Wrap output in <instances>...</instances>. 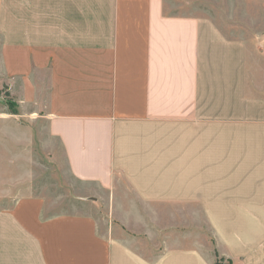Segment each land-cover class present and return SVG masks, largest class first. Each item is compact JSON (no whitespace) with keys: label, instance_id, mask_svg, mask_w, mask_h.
I'll use <instances>...</instances> for the list:
<instances>
[{"label":"crops","instance_id":"crops-1","mask_svg":"<svg viewBox=\"0 0 264 264\" xmlns=\"http://www.w3.org/2000/svg\"><path fill=\"white\" fill-rule=\"evenodd\" d=\"M0 264H264V0H0Z\"/></svg>","mask_w":264,"mask_h":264},{"label":"rangeland","instance_id":"rangeland-1","mask_svg":"<svg viewBox=\"0 0 264 264\" xmlns=\"http://www.w3.org/2000/svg\"><path fill=\"white\" fill-rule=\"evenodd\" d=\"M184 5L186 7L185 9L188 11L193 7L191 3H185ZM195 8H197V6H195ZM5 105L13 110L11 103H6ZM33 137L34 143L31 145L32 147L28 150L27 154L32 157V162L35 161L32 165L34 167L33 171L36 172V190L34 192L43 194L47 201L55 205V212L57 213L83 208V206L80 205L81 198H79L75 192V190L79 189V185L73 179L69 178L66 169L56 162L53 153L45 148L43 144L45 139H43V136L38 132H33ZM14 197L15 196H10L9 198ZM102 214L107 216V213Z\"/></svg>","mask_w":264,"mask_h":264}]
</instances>
